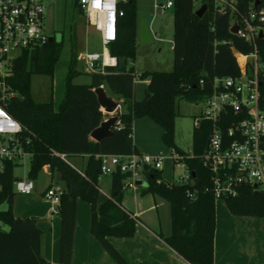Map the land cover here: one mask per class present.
<instances>
[{
    "label": "trees",
    "instance_id": "1",
    "mask_svg": "<svg viewBox=\"0 0 264 264\" xmlns=\"http://www.w3.org/2000/svg\"><path fill=\"white\" fill-rule=\"evenodd\" d=\"M207 6L204 14L195 16L194 0H174L172 8V70L138 74L148 80L141 101L134 99L136 36L138 21L136 2L119 4L124 16L119 19V33L109 45L116 58V67L106 68L105 74H86L78 70L77 56L81 52L70 40V58L65 77V91L57 110L52 98L37 103L30 93L33 75L52 78L62 51V44L46 43L27 49L12 61L11 75L6 84L13 97L2 101L6 112L24 127L30 140L27 150L30 164L27 178L35 181L44 167H49L51 178L60 183L64 194L60 199L57 216L60 221L59 259L50 263L42 255L43 232L35 217L18 218L12 210L15 197V164H7L0 177V264H71L77 201L91 207L90 233L116 264H128L109 243L108 238H131L136 233V219L122 208L123 184L128 175L116 173L110 177V193L99 189L100 162L97 155H128L137 152L133 141V123L149 119L161 129L163 144L184 154L173 142L176 102L185 100L200 103L209 95L215 78H234L239 66L234 51L253 52L254 46L230 33L231 16L220 12L212 0H198ZM257 2V5L255 3ZM237 17L264 10V0H235ZM75 8L80 9L75 2ZM259 61L264 63V35L255 40ZM89 75L88 84H74L79 75ZM203 81L201 86L199 83ZM106 85L112 95L122 100L118 124L112 135L100 142L91 140L90 133L103 121L104 115L94 89ZM196 118V117H195ZM194 118V119H195ZM210 125L201 122L193 127L191 153L186 160L193 184L170 185L162 180V171L146 176L143 194L157 196L168 203L170 234L161 235L163 241L190 264H214L213 240L215 232L216 199L204 189L209 186V173L199 158L206 150ZM56 154L70 157L86 156L81 171L62 161ZM58 176L59 180H57ZM188 191L193 198L187 196ZM229 213L237 217H264V196L253 189L242 187L235 197L222 200ZM2 226L8 228L7 231Z\"/></svg>",
    "mask_w": 264,
    "mask_h": 264
},
{
    "label": "built area",
    "instance_id": "2",
    "mask_svg": "<svg viewBox=\"0 0 264 264\" xmlns=\"http://www.w3.org/2000/svg\"><path fill=\"white\" fill-rule=\"evenodd\" d=\"M46 1L0 0V177L7 164L17 166L25 158H30L27 150L30 140L24 135V127L6 112L2 101L14 96L6 84L11 75L12 61L22 51L48 43L50 37L44 26ZM127 1L77 0L86 25L98 33L101 42L100 54L83 51L77 57L86 74L103 75L106 68L116 67L117 60L110 54L109 45L116 41L118 21L124 16L119 4ZM212 1L218 11L230 13L231 26L238 20L236 35L252 44L254 49L247 55L234 51L239 75L215 78L209 95L199 103L201 111L194 119V126L199 127L201 122L210 125L206 150L199 157L209 173L210 184L204 191L212 193L216 201L237 196L242 187L251 188L264 196V63L259 61L255 48L259 33L264 35V10L238 18L235 0ZM197 2L194 0L195 4ZM173 6L174 0L154 1L153 10L154 13L164 14L172 11ZM199 84L202 86L203 81ZM56 156L67 163L65 155ZM95 158L100 162V176L128 175L123 184L124 191L136 188L139 182L146 183V176L151 172H163L165 162L187 173L186 176H179L177 183L168 184H193V173L186 164V160L194 158L192 153L181 154L170 149L167 153L156 155L137 151L128 155L103 154ZM34 189V182L27 175L14 182L16 195L28 196ZM63 194V187L58 184H52L43 191V198L50 205V214L57 215ZM187 196L193 198L190 191Z\"/></svg>",
    "mask_w": 264,
    "mask_h": 264
},
{
    "label": "rangeland",
    "instance_id": "3",
    "mask_svg": "<svg viewBox=\"0 0 264 264\" xmlns=\"http://www.w3.org/2000/svg\"><path fill=\"white\" fill-rule=\"evenodd\" d=\"M154 1L159 3L165 0H135L138 33L136 36V58L133 68L136 76L142 72H170L172 70V12L167 11L165 14L154 13ZM75 2L76 0H48L44 4L46 34L52 37L55 43L62 44V51L55 65L52 78L41 75H33L31 77L30 93L33 100L37 103L48 102L52 98L54 110L58 109L64 96L65 77L68 72L70 58V40H74L81 51L78 56L83 51L101 53V42L98 33L92 27L86 25L84 17L75 8ZM195 7L199 8L200 3L197 2ZM140 22L144 23L150 36L151 41L149 43H144L139 36ZM78 70L85 73L80 60H78ZM90 80L89 75L81 74L74 79L73 83L88 84ZM145 87V80L137 77L134 83V99L136 101L142 100ZM102 88L109 98L116 100V97L111 94L106 85H103ZM200 111L201 106L199 103H189L183 99L176 102L173 142L185 154H191L194 118L199 116ZM161 134V129L153 121L149 119L134 120L132 141L138 152L148 155L167 153L170 149L163 144ZM66 161L69 164L75 163V157H70ZM29 164L30 158L27 157L15 167L14 176L16 178H24L27 175ZM163 169L162 180L165 183H177L179 176L187 175L182 169L172 168L169 162H165ZM50 176L49 167H44L34 181L35 189L32 192V196L26 198L14 197L12 210L16 217H22V215L30 211L36 212L39 215L38 224L41 223L39 227L43 230L46 229V226L51 229L54 227L55 231H58L59 218L55 214H50V205L42 195ZM100 178L103 181H99V185L106 190L108 187L106 182L109 181V177L101 176ZM31 200L34 203H30ZM83 203L85 204V202ZM224 205L222 201H216L215 211L218 213L219 208L224 207ZM6 209V203L0 205V211H5ZM78 211L80 216V207H78ZM2 229L4 231L8 230L6 226H2ZM52 231L53 229L50 230L49 234Z\"/></svg>",
    "mask_w": 264,
    "mask_h": 264
},
{
    "label": "crops",
    "instance_id": "4",
    "mask_svg": "<svg viewBox=\"0 0 264 264\" xmlns=\"http://www.w3.org/2000/svg\"><path fill=\"white\" fill-rule=\"evenodd\" d=\"M145 82L147 85L148 80ZM116 101L119 103V110L121 111L122 100L116 98ZM103 115V120L108 118L105 113ZM86 160V156L75 157V163L70 165L81 171L85 168ZM99 181L101 182L103 179L100 178ZM106 183H108L106 190L102 189L100 185L99 189L104 195H109L110 177ZM52 184L61 185L50 176L45 189ZM142 188L137 185L136 188L126 189L121 203L122 208L136 219L135 235L123 239L110 237L108 238L109 243L128 264H190L161 238V235H169L171 230L168 203L157 196L143 194ZM16 196L26 198L31 197L32 194ZM30 203H34V201L31 200ZM78 207L81 210L80 216ZM224 207H220L218 213L215 211L214 264H264V217H237L231 215L225 205ZM38 216V213L30 211L18 218L35 217L39 227L41 223L38 224ZM90 224L91 207L89 204H84L78 200L71 264H116L91 235ZM39 228L43 232V257L50 263H57L59 259L60 221L59 230L55 231V228L52 227L51 234L49 232L52 229L48 226L45 230Z\"/></svg>",
    "mask_w": 264,
    "mask_h": 264
},
{
    "label": "water",
    "instance_id": "5",
    "mask_svg": "<svg viewBox=\"0 0 264 264\" xmlns=\"http://www.w3.org/2000/svg\"><path fill=\"white\" fill-rule=\"evenodd\" d=\"M257 5V2L255 3ZM207 6L205 4H202L196 11H195V16L200 18L204 12L206 11ZM238 20H235L234 24L230 28V33L233 35L237 34L238 31ZM139 36L141 40L144 43H149L150 36L146 30V27L143 22L139 23ZM259 37H262V33H259ZM49 43L53 42V38L50 37L48 40ZM94 92L97 96L98 103L103 110V112L108 115V118L103 120L100 125L95 128L91 133H90V138L91 140L95 142H100L104 138H107L112 135L113 131L112 128L118 124V113H119V107H118V102L116 100H113L109 98L104 89L102 87H98L94 89ZM192 177H194V174H192ZM57 180H59L58 176H56ZM138 185L140 187H145L146 183L144 182H139ZM257 195V193H255Z\"/></svg>",
    "mask_w": 264,
    "mask_h": 264
}]
</instances>
